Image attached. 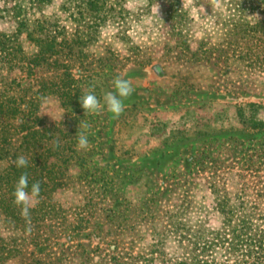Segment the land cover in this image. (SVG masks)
Instances as JSON below:
<instances>
[{
    "label": "rangeland",
    "instance_id": "obj_1",
    "mask_svg": "<svg viewBox=\"0 0 264 264\" xmlns=\"http://www.w3.org/2000/svg\"><path fill=\"white\" fill-rule=\"evenodd\" d=\"M222 3L0 0V41L7 43H0V89L37 99L31 110L24 105L27 119L41 132L53 131L55 144L75 149L68 185L49 200L64 215L38 216V225L24 232L22 221L7 223L0 213L1 245L38 253L30 235L42 234L46 225L56 228L54 250L65 248L69 257L78 242L90 243L95 258L115 240L138 249L167 239L168 254L177 240L174 222L217 224L207 177L229 178V190L237 191L240 166L264 145V131L248 130L237 113L238 106L257 103V117L264 119V73L232 50L223 64L215 59L218 51L208 58L200 48L209 38L219 42ZM26 4L28 21L40 22L34 33L54 38V56L33 68L27 59L16 60L11 70L8 52L26 58L40 50L27 33L16 32V6ZM117 77L134 88L124 112L116 117L104 108L85 115L80 98L91 91L103 103ZM80 132L88 137L87 150L77 149ZM247 176V182L255 179L252 172ZM78 225L86 230L74 232ZM12 259L8 263L16 264Z\"/></svg>",
    "mask_w": 264,
    "mask_h": 264
},
{
    "label": "trees",
    "instance_id": "obj_2",
    "mask_svg": "<svg viewBox=\"0 0 264 264\" xmlns=\"http://www.w3.org/2000/svg\"><path fill=\"white\" fill-rule=\"evenodd\" d=\"M222 2L216 33L219 42L205 38L207 40L200 44L204 56L210 58L218 51L219 55L215 59L225 64L229 56H227L228 51L232 50L233 53H238L242 61H248L257 73L263 74L264 0H222ZM22 7L25 12L23 17ZM27 10V4L16 6L14 13L18 20L16 32L27 33L40 50L27 55L26 58L17 56L15 49L8 52V59L12 62L11 70L16 68V60L20 62L27 59L28 66L33 68L42 62H48L54 56L56 47L54 38H41L34 33L39 31L40 22L36 26L32 25L31 23H37V20L28 21ZM32 26H35V29L29 31ZM0 43L6 48L5 41ZM13 82L16 81L13 80L11 86ZM5 93L4 88L0 89V118H2L0 121V213L5 216L7 223L22 221L24 232H27L25 221L20 216V209L13 203L12 194L19 176L27 172L29 186L35 181H39L41 185L40 201L45 205L40 204L38 209L39 204H37L31 209V218L36 221L34 225L31 221V227L35 228L38 225L37 220L40 219L38 216L46 218L52 212L63 216L64 210L57 209L49 200L52 199L53 194L68 185L67 174L70 171V162L75 149L72 144L66 146H59L57 142L55 144L52 141L56 138L53 131L48 129L41 132L27 119L24 105L29 103L31 110L37 105V99L26 101V94ZM260 107L257 103L237 107L240 122L253 132L264 131V119L257 117ZM254 150H257L256 153L251 154V158L246 159L244 165L240 166L243 173L238 174L237 191L229 190L231 180L229 178L207 177L206 184L213 194L211 209L217 217V224L200 223L193 227H183L182 224L174 222L173 232L177 240L168 254L165 251V246L168 245L167 239L165 241L157 239L138 249L135 242L126 245L123 241L115 240L109 244L108 249L101 250V246H98L100 254L95 258L92 256L90 243L78 242L72 246L73 256L69 257L65 248L59 253L54 250L55 243H51V233H54L56 228L54 230V227L45 225L47 228L42 234V231H38L30 235L38 253L34 250L18 249L16 245L9 249L0 244V264H9L10 257L16 264H50L48 260L52 255L58 256L55 259L56 264H264V179H262L264 176L258 175L264 170V145L255 147ZM19 155L28 158L27 168L18 169L12 164ZM216 168V171L219 170L218 167ZM247 172L255 175V179H249L251 183L247 182ZM250 188L253 191L251 193ZM188 200L191 202V198ZM78 226L74 232L82 233L86 230V227ZM87 236H90V232ZM6 250L7 256L4 254ZM37 254L43 256L38 257ZM97 258L99 261L95 262Z\"/></svg>",
    "mask_w": 264,
    "mask_h": 264
},
{
    "label": "clouds",
    "instance_id": "obj_3",
    "mask_svg": "<svg viewBox=\"0 0 264 264\" xmlns=\"http://www.w3.org/2000/svg\"><path fill=\"white\" fill-rule=\"evenodd\" d=\"M114 92H108L103 97V103L97 98L94 92H88L80 98L81 107L84 114H96L106 108L108 112L119 117L125 110L124 100L134 92L130 81L123 77H117L114 80ZM63 115V113H62ZM61 115V117H62ZM53 119V118H52ZM38 127V126H37ZM84 128L88 125L84 124ZM89 140L84 132L77 134V149L87 150ZM12 164L18 169L27 168L29 160L24 155L17 156ZM41 185L39 181L32 182L29 186V175L27 172L22 173L15 185L13 191V203L20 209V216L25 221L28 231H31V209L40 202Z\"/></svg>",
    "mask_w": 264,
    "mask_h": 264
}]
</instances>
